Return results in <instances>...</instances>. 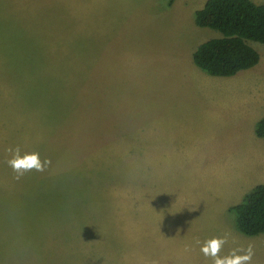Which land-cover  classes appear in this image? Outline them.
I'll return each mask as SVG.
<instances>
[{
  "label": "rangeland",
  "instance_id": "obj_1",
  "mask_svg": "<svg viewBox=\"0 0 264 264\" xmlns=\"http://www.w3.org/2000/svg\"><path fill=\"white\" fill-rule=\"evenodd\" d=\"M207 1L0 0V264H213V238L264 264V234L227 207L264 182L257 146L230 159L234 131L259 142L264 44L258 66L217 78L230 88L202 79L194 52L221 37L194 22ZM230 107L237 122L216 127ZM16 147L50 163L17 178Z\"/></svg>",
  "mask_w": 264,
  "mask_h": 264
},
{
  "label": "trees",
  "instance_id": "obj_2",
  "mask_svg": "<svg viewBox=\"0 0 264 264\" xmlns=\"http://www.w3.org/2000/svg\"><path fill=\"white\" fill-rule=\"evenodd\" d=\"M194 22L221 35L203 42L194 52V64L207 75L229 78L259 65L261 55L251 43L264 44V4L208 0L195 12ZM256 135L264 138V118L256 125ZM230 211L241 234H264V184L256 186Z\"/></svg>",
  "mask_w": 264,
  "mask_h": 264
},
{
  "label": "crops",
  "instance_id": "obj_3",
  "mask_svg": "<svg viewBox=\"0 0 264 264\" xmlns=\"http://www.w3.org/2000/svg\"><path fill=\"white\" fill-rule=\"evenodd\" d=\"M198 73L201 76H203L200 71H198ZM201 78L204 79V80H206L207 82L209 80L210 84L212 82H219L218 85H217V87H219V88L228 89L231 86H233V85H231V82L230 83L228 81H226V82L225 81L224 82H220L221 80L220 79H217V78H222V77H211V78L208 79V77L203 76ZM234 79H237V78H234ZM226 80H228V79L226 78ZM237 80H240V82H244L243 79H237ZM197 83L207 85L205 82H202V81H199ZM244 83H239V84H235V85H238L239 87H241V85H244ZM245 85H249V83H245ZM187 87L188 88H191V83H187ZM196 91H197V89H192V88H191L190 92L189 91H182L183 99L186 98V97H187V100H190V99L191 100H193V99H196L197 100V99L201 98L200 95H199L200 93H198ZM245 92L248 93L247 90H245ZM253 92H255V91L253 90ZM259 98H261V99L255 105H252V106H254V110L257 112V116H255V115H251L250 116L251 119H253V120H251L252 125H254V123H255V133H256V125H257V123L261 119L264 118V97H263L262 94H260L259 95ZM233 107H230V108L233 109ZM234 108H237V107H234ZM237 112L238 111L236 109H233L231 111H227V112H224V113H221V112H218L217 113V111H214V113H213V120H214L213 122H214V125L216 127H222V125H226V124L234 125L233 120L237 122V120L235 118V117L238 116L236 114ZM192 117L193 116H192L191 112H189L187 114V116H186V118H188V119H191ZM246 120H247V117L244 118V121H246ZM222 121H225V123L224 124L223 123H220L219 124V122H222ZM253 131H254V129H253ZM241 132H242L241 139H239V137L237 138V145H236L234 151L232 152V154L230 156V159H233V158L237 159L238 157H236V156L240 152H242V155L239 156V159L246 161V159L248 160V154L243 152L244 151V149H243L244 146H245L246 149L251 148V147L255 149V146H257L258 149H259V151L256 152V153H257V157L260 159V162H259L258 165H256L255 168H251L249 170H251L253 173H257L258 175H260V177H263V179H264V140H259L258 139L259 137L257 135H254L253 133H250V136H249L250 139H253L256 142L259 141L257 145L250 144V143H248V141L245 142L246 140H248V136L245 133V128L243 130L234 131V133H240V134H241ZM261 139H264V138H261ZM222 141H223V139H219V140H216L215 142L216 143H221ZM255 178L256 177H254V176L248 175L246 177V181H245L246 185H248V181L251 182ZM261 184H264V182H262L260 184H254V186H253V188H251V190H253L256 186L261 185ZM229 193H232V190L231 189L229 190ZM248 193H249L248 191L247 192H243L242 195H241V197H239L238 199H235L233 196L230 197L231 194H229V197L234 201V203L233 204H229L227 206L228 209H230L233 205L234 206L238 205Z\"/></svg>",
  "mask_w": 264,
  "mask_h": 264
},
{
  "label": "clouds",
  "instance_id": "obj_4",
  "mask_svg": "<svg viewBox=\"0 0 264 264\" xmlns=\"http://www.w3.org/2000/svg\"><path fill=\"white\" fill-rule=\"evenodd\" d=\"M7 151L13 154L12 159L7 163L17 173V178L33 170L43 172L50 163V161H42L39 153L36 152L21 155L19 147L15 149L9 148ZM226 243L227 239L225 238H213L204 242L201 252L206 257H211L213 264H251L254 254L251 246L247 250L235 249L228 256L221 257L220 252ZM239 252H244L245 254H238Z\"/></svg>",
  "mask_w": 264,
  "mask_h": 264
}]
</instances>
